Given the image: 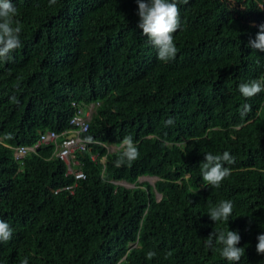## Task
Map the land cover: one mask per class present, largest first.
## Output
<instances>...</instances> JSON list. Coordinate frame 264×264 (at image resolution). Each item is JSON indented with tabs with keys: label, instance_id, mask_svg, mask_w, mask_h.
<instances>
[{
	"label": "trees",
	"instance_id": "obj_1",
	"mask_svg": "<svg viewBox=\"0 0 264 264\" xmlns=\"http://www.w3.org/2000/svg\"><path fill=\"white\" fill-rule=\"evenodd\" d=\"M11 2L22 31L21 47L0 60V219L13 229L0 243V264H229L215 241L205 246L214 230L238 232V264H264L256 251L264 92L246 99L238 90L264 77V52L247 47L264 24V0H179L177 54L166 63L137 27L136 0ZM233 16L253 25L241 23L232 36ZM79 98L98 102L80 133L86 147L71 163L83 178L66 171L49 142L14 159L13 147L65 129ZM129 135L139 158L116 167ZM225 151L235 157L225 164L231 175L219 188L204 186L205 153ZM223 200L232 201V215L215 223L209 209Z\"/></svg>",
	"mask_w": 264,
	"mask_h": 264
},
{
	"label": "clouds",
	"instance_id": "obj_2",
	"mask_svg": "<svg viewBox=\"0 0 264 264\" xmlns=\"http://www.w3.org/2000/svg\"><path fill=\"white\" fill-rule=\"evenodd\" d=\"M178 2L179 0H136L138 5L137 15L139 17L137 27L142 29V35L157 50V59L165 63L174 59L177 54L173 34L180 28ZM184 2L186 3L187 0H184ZM55 3L56 0H50V4ZM16 15L17 9L11 0H0V60L10 59V54L21 47L20 33L22 26L18 20L14 19ZM258 28L259 31L255 35V38L249 39L247 47L255 51L264 52V24L259 25ZM238 90L242 97L246 99L252 98L264 92V77L241 83ZM249 110L250 105H242L241 115L243 116ZM174 122V119L170 118L165 121V126L174 125ZM68 128L69 125L67 124V127L62 131ZM69 134L59 135V139ZM86 139L91 141V137ZM49 143L53 145V143ZM139 155L138 147L134 143L132 136H125L120 142V154L119 158L115 161V166L121 167L125 164L130 166L139 158ZM233 163H235V157L231 156L227 151L215 155L211 152L205 153L204 161L200 163L202 179L205 182L204 186L219 188L222 181L231 175V168L225 167V164L231 165ZM232 212V201L223 200L209 209L208 216L215 223L221 221L228 222ZM12 235V227L9 223L0 219V243H7L12 239ZM240 240L241 237L237 231L227 230L217 232L214 230L207 237L205 246L214 248L215 245H220L221 258L226 259L229 264H238L245 252L244 248L237 247ZM257 240V254L264 255V234L258 235ZM154 256V252L150 251L147 253L149 259ZM21 264H28V259H23Z\"/></svg>",
	"mask_w": 264,
	"mask_h": 264
},
{
	"label": "built area",
	"instance_id": "obj_3",
	"mask_svg": "<svg viewBox=\"0 0 264 264\" xmlns=\"http://www.w3.org/2000/svg\"><path fill=\"white\" fill-rule=\"evenodd\" d=\"M71 106L73 107V114L67 121V124L69 125L68 129L62 131L59 134L51 130H43L40 133L39 140L32 146L19 145L13 147L12 150L14 159L18 160L19 163H22V158L24 157V155L29 151H33L34 147L39 142H51L54 146V155L65 162L67 167L66 171L72 173L74 178L76 179L83 178L84 175L81 169L71 166V163H78L77 159L74 158V152L81 151L86 147L85 140L81 138L80 133L87 130L93 113L98 106V102L95 100H86L83 98H79L71 101ZM66 133L70 134L59 139V135ZM95 157L96 154L90 155L91 159H94ZM116 183L122 184L121 181Z\"/></svg>",
	"mask_w": 264,
	"mask_h": 264
},
{
	"label": "rangeland",
	"instance_id": "obj_4",
	"mask_svg": "<svg viewBox=\"0 0 264 264\" xmlns=\"http://www.w3.org/2000/svg\"><path fill=\"white\" fill-rule=\"evenodd\" d=\"M228 1H230L231 3H232V0H228ZM223 6H224V9L225 10H223V11H225V12H227V11H230V4L228 3H223ZM241 23H245L246 25H248V26H252L253 24H252V22H245L244 20L242 21V20H238V19H236V17H232L231 19H230V23L227 25V30H229L230 31V33H231V35L233 36H237V35H239L240 34V32H239V30H241L240 28H238V26L239 25H241ZM116 146H113V145H109V146H106V149H107V151H111V150H113L114 148H115ZM156 180V177H154V176H140V177H138L137 178V181L138 182H143V181H146L147 183H149L150 185H153V183H154V181ZM122 184L123 185H125V186H127V187H131V186H133V184H131V183H126V182H124V181H122ZM156 196L158 197V194L156 193ZM261 211H262V208L261 207H258V208H256V210L252 213L253 215H257V213H261ZM254 223V222H253ZM256 228H258L257 227V224L256 223H254V224H250V226H249V229L250 230H254V229H256Z\"/></svg>",
	"mask_w": 264,
	"mask_h": 264
}]
</instances>
